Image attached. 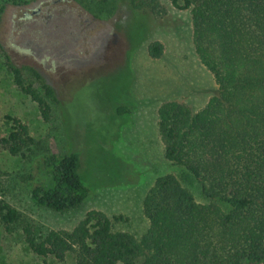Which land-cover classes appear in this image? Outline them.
<instances>
[{"label": "rangeland", "instance_id": "374dc122", "mask_svg": "<svg viewBox=\"0 0 264 264\" xmlns=\"http://www.w3.org/2000/svg\"><path fill=\"white\" fill-rule=\"evenodd\" d=\"M24 1L0 0V199L38 235L71 230L87 213L98 211L113 231L138 240L148 229L143 198L157 178L175 176L204 203L182 169L164 159L157 135L162 103L178 102L195 112L217 94L194 53L189 11L166 0L161 15L134 11L128 0ZM58 21L72 25V32H56L52 24ZM153 43L162 46L158 58L149 54ZM8 66L36 70L53 90L47 121L15 86ZM27 82L40 91L35 81ZM119 107L127 113L118 115ZM7 116L27 126L36 143L30 151L12 156L2 146L10 131ZM45 152L80 154V174L89 190L81 206L54 213L34 205L32 187L47 183L39 173ZM21 222L10 231L0 224V264H54L29 250ZM66 263L73 264V255Z\"/></svg>", "mask_w": 264, "mask_h": 264}, {"label": "trees", "instance_id": "16d2710c", "mask_svg": "<svg viewBox=\"0 0 264 264\" xmlns=\"http://www.w3.org/2000/svg\"><path fill=\"white\" fill-rule=\"evenodd\" d=\"M25 4L24 0H4ZM190 13L191 43L211 74L217 94L192 111L178 102L157 110V135L163 157L182 169L205 200L173 175L157 178L146 192L142 210L148 222L138 240L113 231L110 220L91 211L71 230L36 232L22 214L0 199V224L18 225L24 243L54 264H264V0H166ZM138 12L161 15L163 0H128ZM4 5H0V15ZM162 46L149 47L152 58ZM15 86L29 96L47 121L53 90L28 67L8 66ZM27 80L35 81L40 91ZM117 108L118 115L127 113ZM10 131L1 140L12 156L30 151L35 141L27 126L7 116ZM39 173L47 183L30 191L34 205L54 213L81 206L89 196L78 152H45ZM30 178V176H29Z\"/></svg>", "mask_w": 264, "mask_h": 264}, {"label": "flooded vegetation", "instance_id": "af4514ba", "mask_svg": "<svg viewBox=\"0 0 264 264\" xmlns=\"http://www.w3.org/2000/svg\"><path fill=\"white\" fill-rule=\"evenodd\" d=\"M69 23L70 22H73L72 20H69L68 21ZM51 26V25H50ZM55 27H57L56 29H54ZM52 28L54 29V30H56V32H58V31H62V32H64L65 34L66 33H71L72 32V29H73V26L71 25L70 26V24H66V21H61L60 23H59V21L57 22V24H55V23H53L52 24ZM53 30V31H54ZM68 30L70 31V32H68ZM55 32V31H54Z\"/></svg>", "mask_w": 264, "mask_h": 264}]
</instances>
